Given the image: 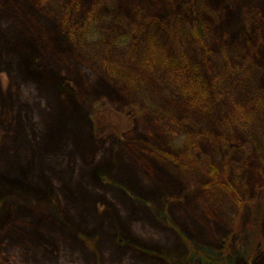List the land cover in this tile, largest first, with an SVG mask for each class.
I'll return each instance as SVG.
<instances>
[{
	"label": "rangeland",
	"instance_id": "374dc122",
	"mask_svg": "<svg viewBox=\"0 0 264 264\" xmlns=\"http://www.w3.org/2000/svg\"><path fill=\"white\" fill-rule=\"evenodd\" d=\"M0 264H264V0H0Z\"/></svg>",
	"mask_w": 264,
	"mask_h": 264
},
{
	"label": "trees",
	"instance_id": "16d2710c",
	"mask_svg": "<svg viewBox=\"0 0 264 264\" xmlns=\"http://www.w3.org/2000/svg\"><path fill=\"white\" fill-rule=\"evenodd\" d=\"M184 161H185V163H184L185 166H182V167L186 171H189L190 173H192V172L196 171V169L198 168L199 158H197V157H188ZM231 190H232V188H231Z\"/></svg>",
	"mask_w": 264,
	"mask_h": 264
}]
</instances>
